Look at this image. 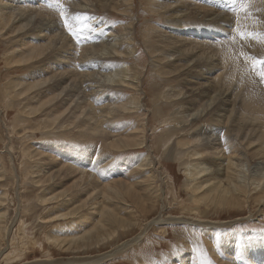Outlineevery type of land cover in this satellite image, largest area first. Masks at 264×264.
<instances>
[{"label":"rangeland","instance_id":"obj_1","mask_svg":"<svg viewBox=\"0 0 264 264\" xmlns=\"http://www.w3.org/2000/svg\"><path fill=\"white\" fill-rule=\"evenodd\" d=\"M188 1L192 3L196 0ZM29 2L33 3L31 0ZM170 2L173 0H134L131 5L132 14L125 13V9L101 11L100 15L118 30L122 31L128 23H133L134 33L138 36L136 46L139 51L134 54L133 58H121V60L137 65L141 75L140 79L144 80L140 85V91L136 92L137 95L141 94L143 101L141 111L127 113L125 115L128 116H123L120 120L118 118L122 113L111 115L104 122L103 129L106 132L103 133L86 132L83 126L84 115L80 117L77 124L73 121L75 104L87 105L86 101L88 102L87 98L90 95L95 98L94 93L87 89L86 84H81L82 88H75L73 92L70 91L68 98H70L71 107L65 113H63L65 107H56L57 100L53 103L46 100L47 96L56 98L57 92H63L61 96H64V84L52 90L44 89L46 85H49L48 82L32 87L26 93L21 94L17 102L10 100L12 98L10 96L4 98L1 90L10 80L28 85L40 79L49 78L51 80L52 75H41L40 77L31 75L33 73L31 68L34 64L27 65L25 62H17L23 54L30 53L29 46L43 41L34 39L33 43H30L32 45L22 44V46L20 45L21 40L16 35L17 32L11 33L8 30L9 34H5L6 31H0V198L6 196L4 200H0V226L7 229V232L0 231V264H92L88 261H96L93 264H222L225 259H228L227 257L232 256L231 259L235 258L234 261L236 260L237 264H264V204L259 205V197L262 194L255 195V186H262L263 182L247 179L251 190L245 195L249 209L234 210L229 214L228 207L216 205L212 197L207 205L197 206L200 215L206 216L203 220L200 216L190 217L192 215H187L182 209L191 203V188L196 183L195 180L192 182V178L189 177L190 172L187 171L196 164L191 162L187 155L191 150L195 152V149H189L182 155L177 154V144L173 145V143L178 134L173 126L178 125L168 119L175 109L172 110L170 105H162V102L165 103L164 100L160 102L161 106L149 103L151 100L149 84L154 86L151 81H156L159 85L162 74L158 73L154 62L151 61L144 42L146 28L150 29L151 24L157 23L162 18L156 11H162L164 8L162 5ZM260 3L263 5L264 0H239L240 8H243L240 11L242 15L237 22L238 26L232 22L236 34L233 39L237 42L229 48L232 49L231 54H234L235 60L242 64L226 61L225 71L221 69L212 74L215 76L225 73L227 84L232 82L238 87L237 91L240 93L244 89L240 94L242 99L248 98L255 91L262 97L264 94V77L261 76L264 66L260 63L264 60L261 58L264 57V52L260 51L261 55L254 60L249 57L248 60L238 58L246 47L249 46L247 49L252 52L253 45L264 43L262 32H257L255 35L254 30L251 27L248 28L250 18L259 20L264 16L262 14L264 5ZM15 5L17 6L18 3L12 0H0L1 21L5 22L4 17L10 16L7 8L15 7ZM43 6L50 7L48 3ZM47 11L50 10L47 9ZM195 16L190 15L187 18L193 20ZM50 17L57 19L54 15ZM61 22L58 26V33L56 32L57 36L62 33L69 44L72 43L71 49H80L82 45L80 38V42L76 44V40L70 35L71 32L68 31V34L67 31L62 30ZM26 23L27 21H21L19 26H24ZM10 24L12 22L7 26L10 27ZM29 27L26 26L23 30ZM71 28L73 29V25L69 30ZM189 30H195L193 24L190 25ZM11 37L16 38L11 40ZM61 43L62 41H58V46ZM50 58V61L45 59L38 66L36 64L34 69H40L44 73L53 70L57 60ZM215 60L218 61L219 57H215ZM237 65L238 68H236ZM72 67L70 72L82 75L75 66ZM240 67L243 69L241 70ZM232 77L235 82L230 79ZM255 84L257 87L254 86ZM109 85L112 86V83ZM109 85L105 84L106 88L103 92L106 95L111 93ZM18 89L21 90L22 87L19 86ZM111 89L122 94L121 101H126L135 92L132 87L113 86ZM13 93L17 96L19 92L14 89ZM245 93H248L247 97ZM10 102L13 106L11 109L8 107ZM158 108H165L166 112L162 116H156ZM20 110L25 112L18 116ZM102 112L107 113V111ZM145 112L147 116L143 117L142 114ZM56 113L63 114L58 121L53 120V115ZM194 120H200L202 124L210 122L206 118ZM263 120L264 116H262V124H264ZM193 124V129L196 130L201 123L193 122ZM142 128L144 134L141 137L145 138L143 148L131 150L135 147L120 149L109 146V141L114 140L115 134H118L119 139L132 140L131 137L136 138L142 135L139 134ZM260 128L264 129V125ZM221 130V135L224 137L226 131L224 128ZM182 134L183 132L180 135ZM186 138L180 137L179 140L185 141ZM260 142L253 144L250 141L248 145L244 143L247 147L244 149L246 155L243 157H236L235 149L231 150L227 147V143L218 145V147L214 146L209 152L222 155L220 160L222 167L227 165L230 158L236 157L239 158L236 161H241L239 164L244 163L245 169L251 172L257 160L264 161V138ZM180 143L181 141L178 145L182 146L183 144ZM168 146L171 148L167 151ZM129 151L136 152L130 153ZM254 151H260L261 154L255 155ZM134 157L139 159L126 160ZM84 158L87 163L82 165L79 160ZM232 160L235 161V158ZM99 162L100 167L96 168L94 165ZM120 162L123 164L120 166L121 171L118 172L116 165ZM142 162L145 166H140ZM209 165H205L208 171L202 175H209L217 168V165L212 163ZM122 179L123 181L127 179V183L116 182ZM127 184L131 185V188H127ZM60 195L65 197L62 198L64 201L43 204L44 198L51 196L57 198L56 196ZM157 197L161 199L158 200ZM256 198L257 202H255ZM157 202L159 204L162 202L164 207L160 208L159 213ZM105 208L115 210L119 217L126 219L124 226L117 225L113 219L108 218L107 229L102 235L104 238L107 236L105 233L111 236L99 246L78 250L74 249L72 243L65 245L67 243H64V240H70L71 236H80L86 230L91 229L101 219V211ZM61 213L63 216L66 214L67 219L47 221ZM193 215L196 216V214ZM134 222L136 223L132 225L133 228L130 224ZM224 236L231 238L228 241V244L230 243L229 253L222 252L227 242ZM49 237H52L55 243H52ZM255 240H257V248H254L255 251H249L250 247L256 246ZM251 243L254 245L252 246ZM236 246L245 247L239 248L241 250L239 257L236 256L237 251H232ZM6 254L9 260L5 261L3 258Z\"/></svg>","mask_w":264,"mask_h":264},{"label":"bare ground","instance_id":"obj_2","mask_svg":"<svg viewBox=\"0 0 264 264\" xmlns=\"http://www.w3.org/2000/svg\"><path fill=\"white\" fill-rule=\"evenodd\" d=\"M12 1L18 3V5L7 8L10 16L4 17L5 22L0 20V31H6L5 34H9V31L11 33L17 32L18 34L16 35L18 39L21 40L20 45L33 43L32 41L34 39L43 41L42 43L30 44L32 45L29 46L30 53L23 54L22 52L23 55L17 62H25L27 65L32 63L34 65L31 68L33 71L31 75L38 77L41 75H52V79H40L28 85L10 80L4 89L1 90L4 94V98L10 96V98L12 97L10 100L17 102L21 94L26 93V91L32 87L39 86L40 84L44 85L48 82L49 85H46L44 89L52 90L54 88H60L62 84H64V96H61L63 92H57L55 94L56 98L47 96L46 100H49L50 103L57 100L56 107H65L63 111V113H65L69 107H71L70 98H68L70 93L73 92V89L81 87V84H86L87 89L90 90L91 93H94L95 98L93 95H90V97L87 98L88 102L86 101L87 105L81 106L78 103L75 104L73 107L75 108L73 121L77 124V122L80 121V117L84 115L85 120L83 126L86 132L91 133L106 132V130L103 129V125L111 115L122 113L119 115L120 118H118V120H120L121 117L128 116L125 115L127 113L141 111L143 108V101L141 100V94L137 95L136 92L140 91V85L143 84L144 80L142 81L140 79L141 75L137 65L126 63L121 60V58H133L134 54L139 51L136 46L138 44V36L134 33L133 23H128L124 30L121 31L114 28L112 24L100 15L102 10L107 9H125V13L132 14L131 5L134 3V0H31L33 3L29 2V0H25L26 2L17 0ZM47 3L50 5L48 8L43 6V4ZM260 4L262 5V3ZM193 5H195V7H193ZM250 5L252 6V3ZM162 7H164L162 11H156L157 14L162 17L161 20L151 24L150 29L146 28L147 33L144 36L147 53L151 61L154 62L158 73L162 74L160 75L161 83L159 85H157L156 81H151L154 86H150L149 84V96L151 98L149 103L150 105L161 106L160 102L164 100L165 103L162 102V105H170L172 110L175 109L169 118H167L178 125L173 126L174 130L177 132L176 134H178L173 143V145L177 144V154L182 155L189 149H195V152L191 150L187 155L191 162H195L196 164L187 171L190 172L189 177L192 178V182L195 180L196 183L193 184L191 188L192 191L190 190L192 192L191 203L182 209L186 211L187 215H192L190 217L196 218L200 216V219L203 220L206 216L200 215L197 206L199 204L207 205L210 201V197L214 199L216 205L227 206L230 212L229 214L234 210L249 209L248 201L246 200L247 197L245 196L251 191L247 184L248 178L253 179L254 182H263L262 186H255V195L259 193L262 194L259 197V205H263L264 161L257 160L253 169L249 172L248 169H245L244 163L239 164L241 161H236L239 160V158L236 157H243L246 155L244 149H246L250 141H252L253 144H257L261 143L260 141L264 138V129L260 128L264 125L261 122L262 116H264V94L262 97V95L255 93V91L254 94H252L253 96L251 95L248 98L242 99L240 94L244 89L241 90L240 93L237 91L238 87L233 85L232 82L227 84L228 80L225 82L227 78L224 72L223 75L219 73L218 75L212 76V74L218 70H226V61H233L236 62V64H240L239 61L237 62V60H235L234 54H231L232 49L229 48L237 42L236 39V41L233 39V36H236V34L232 22H235L238 26L237 22L240 19V15H242L240 11H242L243 8H240L239 0H196L192 3L188 0H173V2L165 3ZM255 8L256 7H254V9ZM47 9L50 11H47ZM262 14L264 15V13ZM50 15L57 16V19L54 20ZM190 15L196 16L193 20H189L187 17ZM263 18L264 16L259 20L250 18L251 22L247 21L249 25H246L249 26H247L248 28L251 27V29L254 30V33H251L255 35L257 32H262L264 41ZM21 21H27V23L24 24V26H19ZM65 21H67L69 27H65ZM10 22H12V24L8 27L7 25ZM60 22L63 28L62 30L67 32H72L71 30L73 29L77 30L82 42L80 49H71L70 46H72V43L69 44L62 33H59V36H57ZM191 24L194 25L195 30L188 31ZM71 25H73V29L71 28V30H69ZM26 26L30 27L23 30ZM27 38H29V40ZM13 39L11 37V40ZM58 41H62L60 46H58ZM250 45H252V43ZM239 46L241 47V45ZM248 47L244 49L243 53L239 54L240 56L238 55L239 59L244 60L245 58V60H248L249 57L254 60V58H259V55H261L259 53L260 51L264 52V43L253 45L254 50L252 52L247 49ZM253 47L251 46V50ZM53 54L55 56H53ZM217 56L219 57L218 61L215 60ZM50 57L57 60L53 70L46 72V74L40 69H34L36 64L38 66L43 63L42 60L48 59L50 61ZM228 64L230 65V63ZM72 66H75L82 75L70 72L72 71V69L70 70ZM236 68H238V65ZM234 75L237 76V74ZM241 76H243V74ZM247 78L248 77H246V79ZM230 79L233 80V77ZM234 80L233 82H235ZM109 83H112V86H110ZM105 84L109 85L108 88L111 90L109 94L111 96L103 92L104 88H106ZM30 85L31 87H29ZM19 86L22 87L21 90L18 89ZM113 86L132 87L135 91L134 95L129 96L126 101H121L122 94L115 89H111ZM254 86L257 87L256 84ZM243 87L244 86H242V88ZM14 89L19 92L17 96L13 93ZM259 90H257V92ZM245 94L247 97L248 93ZM146 95L148 96L147 93ZM8 107L10 109L13 107L11 102ZM164 109L158 108L155 115L162 116L164 112H166ZM102 111H107V113L104 112L103 114ZM23 112L25 111H18V116ZM62 115L63 114L56 113L53 115V120L58 121L61 119ZM142 115L143 117L147 116L146 112ZM201 118L209 119L210 122H203L204 124H202V121L194 120ZM193 122H196V124L201 123L196 127V130L193 129ZM143 127H145L144 124ZM215 128H217V130ZM221 128H224L226 131L224 137L221 135ZM181 132H183L182 135H180ZM139 134L142 135L136 138L131 137L132 140L119 139L118 134H115L114 140L109 141V146L120 149L135 147L131 150L143 148L142 145L145 143V138L141 137L144 134L143 128L140 130ZM104 137L107 138L108 136ZM180 137L187 138L184 141V138L179 140ZM179 141L183 144L182 146L178 145ZM224 143H227V147H230L231 150L235 149L234 152L237 156L230 158L227 165L222 167L220 165L222 155L217 152H209V150L214 146L218 147V145ZM244 143L247 145L245 146ZM171 146H168L166 150L168 151ZM220 150H222V148ZM129 152L135 153L136 151ZM261 152H263V150ZM261 152L254 151L253 154L259 155ZM234 158L235 161L232 160ZM138 159V157H134L126 160L131 161ZM79 163L83 165L87 162L84 158L80 159ZM210 163L217 165V168L209 175H202L208 171L205 165H209ZM122 164L123 163L120 162L116 165L118 166V172L121 171L120 166ZM99 165L100 162L98 164L96 163L94 166L98 168L100 167ZM140 166H145V164L142 162ZM239 166L242 168H238ZM129 178L130 176L128 179ZM127 181V179H124V181L122 179V181L116 182L126 184ZM205 182H207V184H205ZM126 187L131 188V185L127 184ZM116 194L120 195L119 193ZM56 197L57 198H53L52 196L44 198L42 200L43 204L57 203L62 201V198H65L61 195ZM4 198L1 197L0 200H4ZM159 199L161 198L159 197L158 200ZM255 202H257V198ZM161 203L162 202L157 204L158 213L160 208L163 207ZM193 214H196V216ZM64 216L62 213L57 214L52 220L47 221L67 219L66 214ZM108 218L113 219V222L120 226H124L126 222V219L119 217L115 210L105 208L101 211V219L98 220L91 229L86 230L84 234L80 236H71L69 238L70 240H64L63 242L67 243L65 245L72 243L75 247L74 249L78 250L85 249V247L92 248L99 246L104 240H108V237L111 236V234L105 233L107 236L104 238L102 235L107 229L106 225H108ZM135 223L136 222L130 225L132 226ZM3 230L7 232L6 227L0 226V231ZM5 232L4 234H6ZM224 239H226L227 242L224 244L222 252L229 253L230 243L228 244V241L231 238L229 236H224ZM49 240L55 243L52 237H49ZM254 244L256 246L253 248L250 247V249H248L249 251H255L254 248H257V240L254 241ZM254 244L251 243L252 246ZM242 247L245 248L244 246L233 247L232 251H237V257H239V255L241 256V250L239 248ZM6 255L3 258L5 261L9 260L8 254ZM221 258L224 259V257ZM227 258L228 259H225L222 264H237L235 262L236 260L234 261L235 258ZM88 262L93 264L96 261Z\"/></svg>","mask_w":264,"mask_h":264},{"label":"snow or ice","instance_id":"obj_3","mask_svg":"<svg viewBox=\"0 0 264 264\" xmlns=\"http://www.w3.org/2000/svg\"><path fill=\"white\" fill-rule=\"evenodd\" d=\"M65 27H69V25L67 24V21H65ZM71 35L73 36V38L76 40V42H79V33L73 29L71 32ZM261 65L264 66V60L260 61ZM261 76L264 77V72L261 73Z\"/></svg>","mask_w":264,"mask_h":264}]
</instances>
